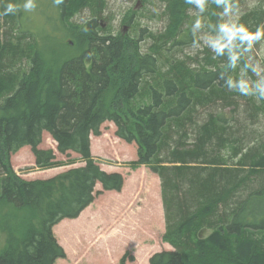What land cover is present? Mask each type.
Instances as JSON below:
<instances>
[{"label": "trees", "instance_id": "trees-1", "mask_svg": "<svg viewBox=\"0 0 264 264\" xmlns=\"http://www.w3.org/2000/svg\"><path fill=\"white\" fill-rule=\"evenodd\" d=\"M160 1L159 9L177 8L182 20L143 43V30L125 38L99 24L106 0H90L89 19L77 31L65 26L72 0H0V13L8 3L17 5L0 15V80L15 78L0 99V264L65 259L53 227L77 219L94 201L97 184L104 192L121 191L122 176L102 171L90 154V136H99L106 122L116 138L136 144L133 165L159 181L163 239L172 249L153 254L148 264H234L242 253L251 264L264 263V94L242 82L226 48L214 59L206 50L204 62L215 66L201 67L186 51L197 44L191 0ZM222 1L209 4H223L222 14L239 10L235 0ZM29 2L30 10L23 7ZM43 19L50 26L42 27ZM241 25L264 31V0L242 13L235 23ZM54 34L61 35L62 53L48 59L43 48ZM69 35L76 54L66 55ZM235 38L240 57L264 42V35ZM43 133L63 161L40 149ZM23 147L38 171L83 165L24 181L10 165ZM200 229L212 234L197 242Z\"/></svg>", "mask_w": 264, "mask_h": 264}, {"label": "rangeland", "instance_id": "rangeland-1", "mask_svg": "<svg viewBox=\"0 0 264 264\" xmlns=\"http://www.w3.org/2000/svg\"><path fill=\"white\" fill-rule=\"evenodd\" d=\"M128 1L106 0L105 10L107 11L99 24L103 28L109 27L114 33L123 32L124 29L122 36L125 38L139 36V31L143 30L141 38L143 43H146L150 42L147 35L169 32L171 27L172 32L178 26L176 21L182 20L181 14H176L177 8L171 12H163V9H159L160 0H132L130 3ZM235 1L239 10L222 14L220 11L223 4L219 7L220 3L216 6L215 2L209 4V0H191L192 6L197 11H192L195 13L191 15L197 44H194V50L186 51L190 52L191 58H197L202 62L201 67L209 69L215 66L214 61L212 65H206L204 60H207L208 54L214 59L217 51L212 46V42L219 40L226 45L223 49L226 48L230 54L236 56L235 64L240 71L242 82L255 89L256 94H262L264 93V42L253 47L245 57H240L235 53L237 51L236 38L229 39L219 27L221 24L235 25L242 13H246L257 3V0ZM89 2L90 0H72L65 18L66 27L77 31L89 19L87 12ZM137 2L140 4L138 10L135 8ZM44 10L47 15L50 14V8L46 7ZM199 14H206V16ZM131 16L133 19L129 21ZM30 17V23H33L34 18ZM42 23V27L46 28L44 19ZM201 24L205 25L204 31L198 30ZM48 32L49 30H46V33ZM60 36L57 34L56 37L54 34L52 39L44 45L46 58L53 59V56L55 58L62 53L56 45ZM63 41L68 43L69 49L66 55L77 53L78 46L75 38L69 35ZM228 41L229 44H227ZM223 49L220 51V56L223 55ZM206 50L208 54H205ZM14 81V77L0 80V99L10 93ZM262 126L264 127V121ZM39 147L43 150H52L56 160H64V157L57 153L55 142L47 133L42 134ZM18 153L15 158L10 157V165L15 175L24 181L49 179L69 168L83 165L79 162L71 167L38 171L34 169V158L29 147H24ZM90 154L102 171L122 176V190L119 195L117 192H104L97 184L94 201L80 219L63 220L53 227V236L65 253V259H57L54 264H148L153 254L170 251L171 246L163 239L164 218L159 181L144 166L133 165L137 161L136 144H127L116 138L114 125L106 122L101 126L99 136H90ZM70 156L76 162L79 161L78 155L71 154ZM211 234L212 232L208 230L200 229L197 236L195 235L196 240L197 242L206 240ZM225 247H227L226 244ZM233 248L231 255L236 258L235 255H239L238 247ZM248 254L239 255L241 257L236 258L237 261L234 264H251ZM251 260L253 261L254 258L251 257Z\"/></svg>", "mask_w": 264, "mask_h": 264}, {"label": "clouds", "instance_id": "clouds-1", "mask_svg": "<svg viewBox=\"0 0 264 264\" xmlns=\"http://www.w3.org/2000/svg\"><path fill=\"white\" fill-rule=\"evenodd\" d=\"M25 9H31L33 6L29 2L25 5H23ZM17 10V5L13 3H8L6 5V8L3 13H0V15H7L9 13H14ZM221 32H223L225 35L228 36L229 39H232L233 37L237 36V34H240L241 39L246 40H254L259 39L262 35H264V31L257 30L255 33H251L247 30V28L244 25H241L240 27H236L235 25L229 26L227 24H221L220 26ZM212 46L215 48L217 53H219L226 45L221 43L219 40L213 41ZM236 56L233 55L232 60L235 61ZM264 94V93H262Z\"/></svg>", "mask_w": 264, "mask_h": 264}, {"label": "crops", "instance_id": "crops-1", "mask_svg": "<svg viewBox=\"0 0 264 264\" xmlns=\"http://www.w3.org/2000/svg\"><path fill=\"white\" fill-rule=\"evenodd\" d=\"M22 149H24V147H23ZM22 149H20V150H22ZM29 149H30V148H29ZM20 150H19V151H20ZM19 151H18V152H19ZM18 152H17L16 154L12 155V156H14V158H15V157L19 154ZM121 190H122V189H121ZM117 193H118L117 195H119L120 192H117ZM88 207H89V206H88ZM88 207H87L84 211H82V213L79 215V217H78L76 220H78V219L81 218V216H82V215L88 210Z\"/></svg>", "mask_w": 264, "mask_h": 264}, {"label": "flooded vegetation", "instance_id": "flooded-vegetation-1", "mask_svg": "<svg viewBox=\"0 0 264 264\" xmlns=\"http://www.w3.org/2000/svg\"><path fill=\"white\" fill-rule=\"evenodd\" d=\"M131 1H132V0H129L128 3H130ZM139 6H140V4H139V2H137L135 8L138 10V9H139ZM132 19H133V18H132V16H131L128 20H129V21H132ZM125 29H126V28H125ZM122 31L124 32L125 30L123 29Z\"/></svg>", "mask_w": 264, "mask_h": 264}]
</instances>
